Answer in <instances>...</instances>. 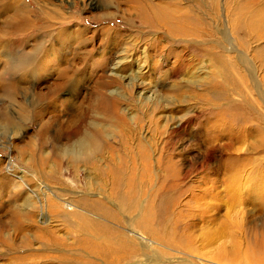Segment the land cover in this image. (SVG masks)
I'll list each match as a JSON object with an SVG mask.
<instances>
[{
  "label": "rangeland",
  "instance_id": "1",
  "mask_svg": "<svg viewBox=\"0 0 264 264\" xmlns=\"http://www.w3.org/2000/svg\"><path fill=\"white\" fill-rule=\"evenodd\" d=\"M149 2L188 11L206 39L184 51L129 0H0V264H264V0ZM248 11L263 24L249 26ZM63 31L83 41L62 49ZM154 41L172 46L157 51ZM23 53L38 70L12 71ZM176 53L187 68L173 64ZM60 68L80 72L81 83L64 84ZM101 80L113 119L88 109ZM80 102L86 130H105L104 151L121 155L136 135L170 154L172 168L154 165L135 174L143 183L119 186L93 166L102 154L66 153ZM94 201L118 219L85 209ZM10 211L21 216L14 225ZM95 217L126 242L78 228Z\"/></svg>",
  "mask_w": 264,
  "mask_h": 264
},
{
  "label": "bare ground",
  "instance_id": "2",
  "mask_svg": "<svg viewBox=\"0 0 264 264\" xmlns=\"http://www.w3.org/2000/svg\"><path fill=\"white\" fill-rule=\"evenodd\" d=\"M129 1H131V5H129V6H131L133 8V10L138 11V14H139V17L141 18V20L146 21V22L148 21V23H150L154 28L158 29L160 32H163L165 30L164 33L166 35H169L168 38L171 36H174L180 42L185 41L186 43H183V44L178 43V44L179 45L181 44V48L183 47L184 51H186V52H189L193 48L198 49V47L200 46L199 44H202L203 39H206V37H207V34H205L203 32V30H202L203 26L200 25L199 21L198 20H195L194 22L191 21V19L189 17L190 15L188 14V11L180 10L178 8L172 9L169 7L168 3H166V2H162L160 4H158V3L154 4V3L149 2V0H142V1H140V0H129ZM255 12L248 11V14L246 13L247 14V19H245L246 23L251 27L257 26L259 24V22H260V24H263V23H261L263 21V18L260 16L259 13L255 14ZM17 17H19V16H17ZM19 26H21V25H19ZM17 27L18 26H15L14 30ZM17 29H20V28H17ZM24 30L25 29H23V32H24ZM17 31H15V32H17ZM104 32L109 34L111 31L109 30V28H106L104 30ZM62 35H66L65 37H62L61 39H63V40L60 41V45H61L62 49H65V50H67V48L69 46H71V47L73 45L75 46L76 44L81 43L83 41V38L82 37L79 38V33H77V32H75V34H74L73 32H70V31H68V33L63 31ZM178 37H182V39H179ZM183 37H185L186 39H183ZM71 38H74V40L71 41ZM195 39H199L200 41H196ZM181 40H183V41H181ZM162 42L161 41H154L152 44V47L157 51H161L163 49V47L172 46V44L169 43V41L164 42V43H162ZM178 44H177V46H178ZM129 47H131V46H129ZM183 49H181L180 51H182ZM200 50H203V49H200ZM206 52L210 53L211 50L208 49ZM60 53H61V51H60ZM61 54L64 55V52H62ZM167 56H169V54ZM175 56H177L176 59L178 60V62L174 61L173 64L179 63L180 66L183 65V67L181 66L182 69L187 68L186 64L183 62L184 60L181 59V57L179 55H177V53ZM33 57H34V53L27 54V55H25V53H23L22 56L21 55H15V58H16L15 61H17V64L14 66L12 71L16 72V70H20V69H22V70L26 69L28 72H30L32 69L34 71L38 70V66L33 67L32 62L35 58V57L34 58ZM211 57L215 58V61L219 64L221 70L223 71V67L225 66V64H223V60H222L220 54L214 53V54H212ZM29 58H31V59L33 58V59L31 60ZM118 64H119V62H116V63H113L112 65H110L109 74L113 75L114 73L117 72L116 69H118V68H116V66ZM221 70L219 72H217V74L222 75ZM60 71L62 73L61 76H62L64 84L68 83V85H70V86H77L79 83H81L80 82L81 81L80 80L81 79L80 78V72L77 71L78 73L77 72L73 73V70H72L73 76L70 78L69 77L70 71L68 72L67 69H63V68H60ZM169 72L174 73L175 71L172 68H170ZM74 76H76V78ZM240 82L243 84V81H240ZM103 83L104 82L102 81L101 82L102 85L99 86L98 89H97V87H95L93 90V95H91L90 97L87 98V99H89L88 103L91 104V105L89 104L91 107L89 106L88 109H92L93 111L102 112L106 116L105 119L108 120L111 117L109 112L112 111V108H113L114 109L113 114H114L115 109H116V105L112 104L108 100V96L105 94V92H103V89H102ZM238 84H239V81L234 85L237 86ZM106 85H108V84H106ZM60 87H63L62 82L55 85V89L53 91H55L57 88H60ZM40 98H43V97H40ZM81 102L78 103V105H77L78 110H76V112H75L76 119H75V121L73 120L74 122L71 124V128H70L71 131L70 132H69V130L66 131V134L69 137H73V136L78 137L75 140L76 145H74L72 148L67 146L65 148L66 153L69 152L72 155L79 156V158H81L80 160L85 158V156L88 157L91 154H93V155L98 154V153L102 154L101 157H99V163H97V161H96L97 164H94L93 166H95L96 168H98L99 166L101 167V165L105 166V168L107 169V172L109 173V178L112 177L111 183H113L115 185H119V186L120 185H129V184L132 185L135 182L136 183H143L142 179H140L141 177L139 176L138 178H136L135 174H137L138 172H142V173L147 172V171L151 170L152 166L154 167V165H155V167L161 168V169L172 168L174 163L171 160L170 154L167 153L165 155V158H164L162 152H160V150L154 149L153 144L151 142H149L145 139L143 141H141L140 138L136 137V135L130 136L128 139H127V137L125 138L126 141H125V143H123L124 147H122L123 149L121 151L122 152L121 155L116 156L113 153L112 147L109 148V151H107V150L104 151L105 130L98 128L99 123L95 124L93 122H92V125L91 124L88 125V128H91V127H94V128H92L91 130H86L85 121L83 123V120L86 118L89 110L84 109L83 108L84 105L82 106ZM118 111H119V109H118ZM262 116H263V114H262ZM76 122H78V124H76ZM219 122H223L222 121V111H221V114L218 113V118L216 120L215 119L213 120L214 124H218ZM127 129H129V128H127ZM132 131H134V130H131V132ZM135 131H137V130H135ZM220 134L223 135L222 130L219 131V133L216 135L215 139H218L220 137ZM228 134H229V132H228ZM259 134H260V131H259ZM262 141H263V143H262L263 145H261V147L264 148V140H262ZM208 142L210 143V141H208ZM208 142H206V143H208ZM151 150H152V153H151ZM153 153H154V157H155V164L151 163V155ZM209 158L211 160L216 159L214 152H213V155L210 154ZM74 160H76V159H74ZM111 174H113V176H111ZM22 201H24V200H22ZM99 202L100 201H98V202L94 201L95 204L91 203V202H86V203L83 202V203L86 206L85 209H87V206H88V208L97 209V210L103 212L104 214L108 215V216H102V219H112V220L118 219V216H114L113 214L109 213L110 210H107L106 207L103 204L101 205ZM25 206H27V205H25ZM20 208L21 207H19V209ZM22 210H23V208H22ZM111 212H113V211H111ZM26 213H28V212H26ZM8 216H10L11 221L14 222V223L11 222L12 225L15 224V221L19 217H21L19 215V213L16 211H13V212L10 211ZM24 216H25V214H24ZM95 218L98 221L94 220L95 221L94 222L93 220H88L86 218L79 219L80 222L77 223L78 228L85 230L89 234H92L91 232H94V234H92V235L97 236V237H108V236L116 237L117 240L120 241V244L123 243V241L126 242L125 241L126 239L124 240L122 237L121 238L118 237L121 234H119L113 228H111L108 224H106L102 220H100V217H95ZM5 225H6L5 223L0 221V227L2 229L5 227ZM97 237H95V238H97ZM8 238H10V237H8ZM5 242L7 243V240H3L1 235H0V243L3 244ZM108 248H109V246L106 243L105 245L102 246L100 253H102V252L104 254L107 253L109 251ZM128 249H130V248L128 247ZM88 264H94V263L88 262Z\"/></svg>",
  "mask_w": 264,
  "mask_h": 264
}]
</instances>
